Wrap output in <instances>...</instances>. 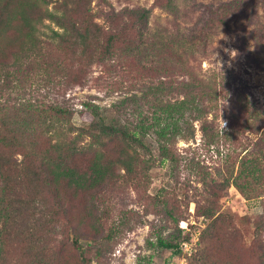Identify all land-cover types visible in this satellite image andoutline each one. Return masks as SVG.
Wrapping results in <instances>:
<instances>
[{
	"label": "trees",
	"instance_id": "1",
	"mask_svg": "<svg viewBox=\"0 0 264 264\" xmlns=\"http://www.w3.org/2000/svg\"><path fill=\"white\" fill-rule=\"evenodd\" d=\"M156 1L172 12V0ZM261 4L262 14L252 11L248 18L249 37L262 53ZM246 5L235 0L224 6L237 13ZM44 21L54 25L50 40L62 61L46 54L24 64L43 42L37 26ZM148 22L145 8L111 11L99 24L91 4L79 0H0V90L9 97L0 104V264H103L118 238L144 227L149 214L162 215L180 234L187 195L168 187L148 193L151 170L164 163L172 175L196 172L203 187L194 212L209 222L188 264H264V246L255 241L264 214L252 220L220 206L227 183L246 200L264 196V115L246 101L229 107L217 82L167 85L170 45L146 38ZM93 66L139 83L163 80L108 108L86 103L83 126H76L70 109L40 93L65 95L86 86ZM220 118L223 131L214 126ZM196 122L203 149L223 151L226 186L208 185L199 164L177 148L194 139ZM128 195L143 214L115 211V200L127 202ZM146 245L181 253L165 238Z\"/></svg>",
	"mask_w": 264,
	"mask_h": 264
},
{
	"label": "rangeland",
	"instance_id": "2",
	"mask_svg": "<svg viewBox=\"0 0 264 264\" xmlns=\"http://www.w3.org/2000/svg\"><path fill=\"white\" fill-rule=\"evenodd\" d=\"M79 1L91 4L93 17L99 24L104 23L106 15L111 11L147 9L149 30L146 38L170 45L171 52L164 56V59L171 63L173 72L171 77L166 78L167 85H173L175 88L186 83H197L199 80L205 84L217 82L228 95L225 103L229 107H235L239 100L246 101L264 115V52H259L249 37L251 27L248 18L252 11L262 14L263 0H237L240 4H247L243 11L237 13H232L224 6L235 0H172V12L162 8L156 0ZM167 2L168 0H160L163 5ZM251 5L257 7L251 10ZM37 28V34L43 42L32 50L27 59H23V63L26 64V61L35 57L45 58L46 54L62 61L58 43L50 40L54 25L44 21ZM233 50L236 52H232ZM9 71L15 72V67ZM1 76L2 74L0 78ZM161 80L163 79L154 80L152 83L158 84ZM152 83L130 81L111 72H104L99 66H93L86 86L75 87L65 95L54 91L46 97L42 91L40 98L70 109L73 123L83 126L81 117L82 113L87 112L86 103L108 108L125 96L139 95V91L145 90ZM1 87L0 84V89ZM6 99H9L7 92L0 90V104ZM214 126L223 131L226 129V122L220 118ZM194 130V139L189 144H178L179 152L188 159L193 158L196 167V164H199L208 185L226 186L228 180L223 168V151L215 150L213 153L204 150L199 123L194 124ZM260 133L264 134V126ZM236 170L234 168V172ZM150 175V195H154L161 187L182 189L187 195L189 203L185 220L179 224L182 232L177 233L162 215L149 214L144 227L118 238V245L107 255L103 264H188L191 255L196 251L199 234L209 222L197 217L194 212V202L201 201L204 194L202 185L197 182L196 172L179 171L178 174L172 175L167 163H164L156 164ZM238 182L242 183V180ZM117 196L124 194L119 193ZM128 196L127 202L119 198L115 200V211L132 210L143 214L142 208L132 204V197ZM220 206L223 212L239 217L247 216L253 220L264 214V196L246 200L227 183L222 192ZM59 228L61 227H56L54 231L57 232ZM69 236L72 238L71 232ZM158 237L179 244L181 253L175 255L159 248L149 249L147 240L155 243ZM255 241L264 246V231L260 236L256 235ZM79 243L82 246L80 251H85L88 240L82 237Z\"/></svg>",
	"mask_w": 264,
	"mask_h": 264
},
{
	"label": "clouds",
	"instance_id": "3",
	"mask_svg": "<svg viewBox=\"0 0 264 264\" xmlns=\"http://www.w3.org/2000/svg\"><path fill=\"white\" fill-rule=\"evenodd\" d=\"M232 52H236L235 50H233ZM221 64V63H220ZM222 66V65H221Z\"/></svg>",
	"mask_w": 264,
	"mask_h": 264
}]
</instances>
